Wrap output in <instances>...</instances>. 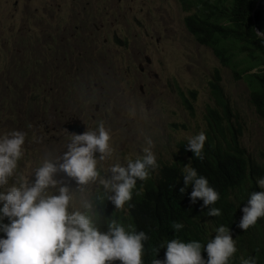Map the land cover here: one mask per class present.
I'll return each instance as SVG.
<instances>
[{
    "label": "rangeland",
    "instance_id": "obj_1",
    "mask_svg": "<svg viewBox=\"0 0 264 264\" xmlns=\"http://www.w3.org/2000/svg\"><path fill=\"white\" fill-rule=\"evenodd\" d=\"M186 16L177 0H0V135L26 134L17 170L0 191L25 179L31 184L45 159L63 156L71 142L62 128L68 120L84 124L81 134L103 123L111 155L100 160L95 154L100 178L78 186L58 171L56 188L46 190L58 194L67 186L75 209H83L100 179L111 178L110 167H126L142 156L148 140L156 160L167 161L178 144L205 131L206 110L214 106L209 81L216 71L243 127L241 144L252 158L263 157L264 116L249 104L244 81L233 79L232 70L186 29ZM78 57L86 70L58 93L54 75L73 71ZM31 65L33 73L26 71ZM35 81L40 90L34 93L25 85Z\"/></svg>",
    "mask_w": 264,
    "mask_h": 264
},
{
    "label": "clouds",
    "instance_id": "obj_2",
    "mask_svg": "<svg viewBox=\"0 0 264 264\" xmlns=\"http://www.w3.org/2000/svg\"><path fill=\"white\" fill-rule=\"evenodd\" d=\"M261 3L262 0H258L256 8L262 6ZM190 13L187 12L185 20ZM185 20L184 24L188 30ZM257 35L264 37V33L259 30ZM72 60L69 59L70 62ZM77 61L81 66L77 65ZM77 61L74 63V70H68L76 79V72L86 70L84 60L78 57ZM60 76L59 73L54 75L58 93L62 92L61 72ZM74 122L78 121L68 120L62 127L71 135V142L62 157L57 158L56 162L45 159L35 169V179L31 184L25 179L18 182V186L13 183L6 191H0V234H3L0 236V264H144V242L148 240L144 231H135L130 226L126 229L115 220L109 222L106 231H101L95 222V213L90 204L91 197L83 204L84 210H78L74 207L75 198L67 186H60L58 194L46 192L47 189L56 188L59 183L54 179V174L58 171L73 178L78 186L96 182L100 178V172L95 154H100V160L111 155V137L103 123L98 124L95 131L76 134L66 129V126ZM242 135L243 128L241 138ZM25 138L26 134L19 130L0 135V189L9 184V178L13 177L17 170L18 161L24 154ZM206 139V134L199 132L188 139L186 150L191 151L196 159L203 160ZM147 144L148 147L143 149L142 156L134 160L129 159L126 167L121 164L112 165L109 169L111 178L100 179V186H103L106 192L114 193L107 198L116 209H122L131 201L137 180H147L150 170L158 168V162H166L156 160L151 140H148ZM180 144L176 146L169 160ZM246 155L251 157L247 151ZM255 160L264 163V156H258ZM183 183L185 187L180 189L181 193L189 184L192 185L189 194L192 203L199 198L203 200L204 206H210L220 198L219 193L209 185L207 178L198 176L196 170L190 166L183 169ZM256 184L261 191L251 192L246 205L241 209L243 215L238 227L243 231L264 217V176L259 177ZM207 214L220 216L221 210L209 207ZM5 218L8 223L3 222ZM172 227L178 232L183 228V224L176 222ZM163 243L166 244L163 246L165 249H157L156 256L162 254L165 258L153 259L151 264H230L237 251L235 240L224 225L216 228L204 246L198 241L183 242L178 238ZM202 247L207 259L201 255ZM114 261L117 262L113 263ZM241 264H257V259L254 256L241 258Z\"/></svg>",
    "mask_w": 264,
    "mask_h": 264
},
{
    "label": "trees",
    "instance_id": "obj_3",
    "mask_svg": "<svg viewBox=\"0 0 264 264\" xmlns=\"http://www.w3.org/2000/svg\"><path fill=\"white\" fill-rule=\"evenodd\" d=\"M177 1L184 11L191 12L185 23L195 40L210 49L223 67L232 70L233 79L244 81L249 90V104L256 113L264 116V37L257 35L258 30L264 33V0L261 3L263 7L260 5L258 8V0ZM34 70L32 65L26 68L27 72L33 73ZM218 73L216 71L209 81L214 106L206 110L208 128L204 131L207 139L203 160L196 159L191 151L186 150L187 142H183L171 160L158 162V168L150 170L147 180H137L131 201L122 209L115 208L107 198L114 193L106 192L103 186L91 196L95 222L101 231H106L109 222L115 220L126 229L130 226L135 231L146 233L144 264L165 258L162 254L156 256L157 249H165L164 241L178 238L183 242L198 241L202 246L206 245L220 225L226 226L235 240L237 251L230 264H241V258L249 256L256 257L257 264H264V217L246 231L238 227L243 215L241 209L246 205L249 194L261 191L256 180L264 176V163L247 157L240 143L243 127L233 114ZM71 76L73 74L69 71L62 76V90ZM50 81L48 79L45 83ZM25 87L35 89L34 93L40 90L37 81ZM179 94L182 104L191 110L188 96L181 91ZM188 94L192 99L196 98L195 91ZM63 98L61 96V100ZM26 107L34 110L32 105ZM185 166L195 169L198 176L206 177L209 185L219 193L220 198L215 204L204 206L199 198L192 203L189 199L191 184L183 193L180 192L185 187ZM209 207L219 208L221 215H208ZM3 222L8 223L7 218ZM176 222L183 224L178 232L172 227ZM201 255L207 259L203 247Z\"/></svg>",
    "mask_w": 264,
    "mask_h": 264
},
{
    "label": "water",
    "instance_id": "obj_4",
    "mask_svg": "<svg viewBox=\"0 0 264 264\" xmlns=\"http://www.w3.org/2000/svg\"><path fill=\"white\" fill-rule=\"evenodd\" d=\"M78 124L79 122H74L73 124L66 126V129L72 133L81 134L78 129L82 128L83 126Z\"/></svg>",
    "mask_w": 264,
    "mask_h": 264
}]
</instances>
